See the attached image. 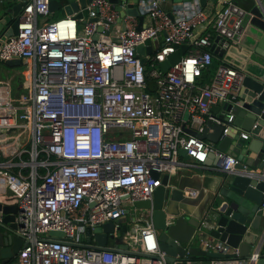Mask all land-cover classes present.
Here are the masks:
<instances>
[{"label":"built area","instance_id":"built-area-1","mask_svg":"<svg viewBox=\"0 0 264 264\" xmlns=\"http://www.w3.org/2000/svg\"><path fill=\"white\" fill-rule=\"evenodd\" d=\"M21 1L18 32L0 39V61L25 59L22 91L13 92L11 80L0 78V134L25 131L27 136L24 142L12 135L0 139V203H16L14 221L23 237L6 264H168L149 213L133 202L151 199L164 173L203 163L209 152L221 159L220 170H236V155L189 129L202 132L212 121L224 126L223 133L235 130L231 109L225 116L220 112L225 102H236L241 71L219 63L208 80L198 79L213 63L215 38H223L224 46L237 43L251 11L226 0L211 27L194 36V28L209 19L198 1L178 5L170 14L163 0H138L141 27L137 16L125 13L124 28L113 39L109 32L120 13L110 0H90L54 19L48 17L50 0ZM78 11L81 17L75 16ZM183 43L188 51L162 69L160 62ZM180 148L188 160L181 159ZM251 173L264 178V166ZM128 204L134 214L127 219ZM260 208L264 214V199ZM173 218L168 214V223ZM109 220L115 237L110 248L86 245V229L93 234ZM123 222L133 223V230L120 239ZM200 223L208 225L207 214ZM197 236L205 249L231 255L238 264H255L264 226L246 257L200 228Z\"/></svg>","mask_w":264,"mask_h":264},{"label":"water","instance_id":"water-1","mask_svg":"<svg viewBox=\"0 0 264 264\" xmlns=\"http://www.w3.org/2000/svg\"><path fill=\"white\" fill-rule=\"evenodd\" d=\"M88 1L90 0H50L49 9L54 11L61 8L65 15L71 14L73 11L84 7ZM110 1L116 4V8L119 10L120 21H122V16L125 13L131 14L138 17V27H141L143 15L139 13L136 6L138 0H126L128 3L125 8L118 4L122 0ZM182 1L185 0H173L176 3ZM197 1L201 6L207 2V0ZM221 1L218 0L216 9L205 24L212 21L218 10L223 7ZM22 4L23 2L20 0L8 9L0 8V39L18 32V14ZM250 10L252 28L254 25L258 29H264V0H258ZM82 14V11H78L75 16L81 17ZM122 28H124L123 22ZM246 32L247 27L237 43H228L227 46H224V39L216 37L215 42L211 45L215 56L237 67L242 73L236 102H225L222 106L223 111L220 112L221 116H225L224 111L228 112L231 109V112L234 113L232 126L235 130L229 128L223 133L224 126L212 121H207L202 132L189 129V132L198 137L211 141L217 149L231 152L239 158L234 172L220 170L223 175L218 195L219 199H222V203L218 206L207 207L208 202H204L201 206L194 208V211H189L192 209L189 204L196 202L199 193L195 195L186 193V186L194 185L188 175L184 173L174 177L172 181H169L170 174L164 173L161 184L155 188L151 199L133 202L135 208L140 209L141 212L149 213L153 227L158 232L160 251L163 252V257L168 264H228L231 255L201 248L198 244V228L203 234L206 233L233 247H238L240 256H248L249 251L262 234L264 217L262 218V214L258 213L257 208L264 199V178L251 173V169L264 166V52L256 49L257 54H249L251 55L250 59L249 55H240L237 47L243 43ZM249 33L252 34L253 32L249 31ZM198 35L199 33H196L194 36ZM146 43L149 41L147 40ZM263 44L264 34L260 37L258 45ZM188 47L187 43L177 46L160 62V67L167 69L180 59ZM150 48L148 44L146 46L147 51H150ZM143 49V44L136 47L140 54L143 53ZM21 60L20 58H13L4 62L13 67L19 66ZM141 60L144 62L146 56L142 55ZM219 108V105L211 106L214 111H218ZM241 131L248 133V137H243ZM2 149L4 150L3 147ZM251 151L255 153L254 157L249 156ZM179 153L187 156L185 148H180ZM207 157H215L216 164L221 161L213 152H209ZM151 173L154 177L159 175L156 169H152ZM180 209H184V212H181ZM17 210L16 203H0V264H6L13 260L23 243V237L18 233L17 223L14 221ZM204 210V215L207 214L208 220L206 226L200 223ZM168 214L174 216L169 223L167 221ZM128 229L133 230V223L123 222L120 227V239ZM112 230V220L95 226L92 230L93 234L87 228L86 245L110 248L108 243L115 238ZM50 233L62 234L61 231L55 230L50 231ZM119 246L125 247L127 243H120ZM141 254L150 257L159 256L149 253ZM255 264H264V243Z\"/></svg>","mask_w":264,"mask_h":264},{"label":"crops","instance_id":"crops-1","mask_svg":"<svg viewBox=\"0 0 264 264\" xmlns=\"http://www.w3.org/2000/svg\"><path fill=\"white\" fill-rule=\"evenodd\" d=\"M17 1H20V0H0V8L3 10L8 9L12 4H14ZM195 1L197 0H192L191 2L189 0H185L179 3H176V2H173V0H163L161 1V6L165 10H167L170 14H172L175 11L176 6L181 5V4L194 3ZM225 1L226 0H222L221 3L224 4ZM238 1L240 5L247 8L248 10H250L251 7H253L258 2V0H238ZM217 3H218V0H207L206 4L204 6L200 5V7L203 8L205 11H207V13L210 16L213 13V11L216 9ZM58 13L60 12L57 10H54V11L52 10L49 14L50 17L49 16L48 17L54 19L55 15H57ZM250 19H251V16L247 18L246 23H245V28L247 27V32L245 33L243 37V43L240 44L239 47H237L238 50L240 51V55L257 54L255 52L256 49L264 52V44L258 45L260 41V37L264 34V29L262 30L258 29L254 25H253L254 28H252ZM148 20L149 19L146 16L145 21H148ZM205 23L197 25L194 28V33L201 34L205 29L211 27L212 21H210L208 24H205ZM121 28H122V21L119 20L110 29L109 36L113 39L117 38V33ZM249 31L253 33L251 34L249 33ZM187 51L188 50L186 49L184 53H186ZM251 55H249V59ZM243 61L245 62L244 59ZM0 62L5 66V71H6V74H4L3 76L0 75V78H9L11 80L13 92L17 93V92L22 91L24 87L22 86V82H21V79H22L21 69L24 67L25 59L21 60V64L19 66H13V67L6 65L4 61H0ZM216 63L219 64L217 60H216ZM216 67L217 66L215 65L213 70L212 69L211 70L214 71ZM249 156L254 157L255 153L251 151L249 153ZM181 159L183 161L188 160L184 155H181ZM215 162H216L215 157H207L204 163H200V164L197 163L194 165L185 164L182 167H180L175 173L170 174V176H173V177L181 176L183 173L188 175V178L191 180L194 186H191V187L186 186V190L195 189L196 194L199 193V196L196 202L189 204V206H191L192 208L189 211H194V208L201 206L204 202H208L207 207L218 206L222 203V199H219L218 190L221 186L220 183H221V178H222L223 173L220 171L218 167H216ZM260 206H261V203L258 204L257 210H258V213L262 214V218H263L264 217V214L262 213L263 209H261ZM180 211L184 212V209H180ZM204 213H205V210L203 211L201 218L203 217ZM210 237L219 240L218 238H215L213 236H210ZM112 242H115V239L111 240L109 243H112ZM198 244L201 246L202 249H205L199 242ZM252 249L249 251V253L252 251ZM241 257H246V255L241 256ZM228 264H238V262L230 260Z\"/></svg>","mask_w":264,"mask_h":264},{"label":"rangeland","instance_id":"rangeland-1","mask_svg":"<svg viewBox=\"0 0 264 264\" xmlns=\"http://www.w3.org/2000/svg\"><path fill=\"white\" fill-rule=\"evenodd\" d=\"M57 11H59L60 13H58L57 15H55L54 18H58V17H62L65 15L64 11L61 9V8H58L56 9ZM63 12H62V11ZM50 17V15H49ZM4 74H6V71H5V66L0 62V75L3 76ZM9 136V135H12L14 138H17V140H22V142H24L26 139H27V136L25 135V131H18V132H13V131H4L3 133L0 134V139L4 138L5 136ZM173 176L170 177L169 181H172L173 180ZM129 208H130V211L128 213L125 214L124 217H126L127 219L132 215L134 214V210H133V207L128 204ZM140 212L139 210L136 211V213Z\"/></svg>","mask_w":264,"mask_h":264},{"label":"trees","instance_id":"trees-1","mask_svg":"<svg viewBox=\"0 0 264 264\" xmlns=\"http://www.w3.org/2000/svg\"><path fill=\"white\" fill-rule=\"evenodd\" d=\"M235 2H239L238 0H234ZM216 60L218 63H226L223 61L220 57L213 56V63L210 68L208 69H203L202 76L198 79L199 82L203 83L205 80H208L209 74L212 73L213 68L215 65L217 66L218 64L216 63ZM212 69V70H211ZM149 82H152V79L148 78Z\"/></svg>","mask_w":264,"mask_h":264}]
</instances>
